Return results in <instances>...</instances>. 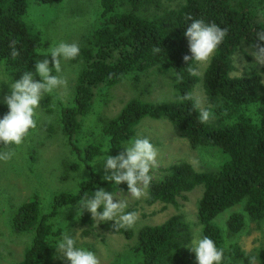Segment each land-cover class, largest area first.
Here are the masks:
<instances>
[{
  "label": "trees",
  "instance_id": "1",
  "mask_svg": "<svg viewBox=\"0 0 264 264\" xmlns=\"http://www.w3.org/2000/svg\"><path fill=\"white\" fill-rule=\"evenodd\" d=\"M34 1L52 5L62 0ZM27 10V0H0V67L11 82L25 71L35 72L40 51L48 47L41 34L27 25ZM187 16L228 29L202 77L207 110L212 114L206 123L199 122V109L193 107V101L181 100L185 94H193L201 81L198 62L186 64L183 60L191 55L184 35L192 22ZM95 20L86 43L79 46V56L70 60L81 63V69L73 98L59 113L62 133L70 142L77 135L79 141L84 139L83 119L91 113L98 88L114 87L129 76L137 84L141 75L150 71L169 75L175 101L133 98L118 115L97 122L101 138L84 148L77 143L76 150L90 168L95 159L118 155L148 118L168 120L175 134L194 149H218L226 160L216 172H198L188 162L162 169L147 188V203L178 206L180 197L202 186L195 223L199 235L212 238L218 248L224 249L221 264H253L254 255L234 240L244 229L246 217L257 225L264 222V67L241 77L232 74L235 54L243 44L251 45L257 32L264 29V0H182L175 9H166L160 0H99ZM13 42L19 51L15 59L10 47ZM154 47L160 51L154 53ZM190 66L195 75L188 71ZM8 111L6 103H0V119ZM98 187L128 192L126 183L115 186L91 167V175L76 192L55 195L49 213L43 214L38 197L16 208L11 219L8 217L11 230L32 235L23 258L16 264H69L57 248L67 229L52 219L62 207L77 205L85 193L90 197ZM236 206H242L243 212L232 214L226 228H222L217 219ZM80 221L91 226L94 223L86 213ZM112 224L101 222V227L127 239L134 237L130 228L115 230ZM194 234L193 225L182 215L172 216L160 225L144 226L122 264H197L189 248Z\"/></svg>",
  "mask_w": 264,
  "mask_h": 264
},
{
  "label": "rangeland",
  "instance_id": "2",
  "mask_svg": "<svg viewBox=\"0 0 264 264\" xmlns=\"http://www.w3.org/2000/svg\"><path fill=\"white\" fill-rule=\"evenodd\" d=\"M98 1L62 0L60 3L51 5L27 0L28 10L25 21L33 31L40 33L48 44L46 49L40 51L37 60L45 58L51 60L50 55L45 57L42 54H48L49 48L60 41L83 46L95 25ZM160 1L166 9H175L182 2V0ZM210 59L197 63V73L201 81L193 92V96L206 110L208 104L202 77ZM60 63L61 73L57 74L53 70V75H60L66 79V86L44 95L37 109L35 130L20 146L5 147L0 144V150L15 152L11 160L0 161V264L19 262L31 241V234H17L10 228L8 217L11 219L16 208L31 198L38 197L43 214H47L51 210L55 195L59 192H76L80 183L91 175V167L94 172L104 177L102 164L106 157L95 159L88 168L79 156L81 153L76 150L77 143L84 148L88 144L91 145L95 139L101 138V127L97 125L98 121L115 117L133 98L147 102L175 101L176 94L172 78L153 71L141 75L137 84L129 76L130 78L114 87L102 86L96 90V100L91 113L83 119L84 139L79 141V135H77L75 140L70 142L62 133L58 120L61 108L68 105L73 98V87L81 69V63L74 64L64 58L60 59ZM253 63L255 61L249 55V45L243 44L234 56L235 71L232 76L241 77L252 71L259 72L263 68L258 65L253 66ZM49 67L54 69L53 64ZM11 83L4 69L0 67V103H5L4 97L10 95ZM262 83L264 85L263 73ZM47 98L50 99L47 101ZM48 109L52 111L49 113ZM136 137L149 138L158 149L157 166L151 172L153 179L160 176L162 169L165 170L180 162H188L198 172H216L226 160L225 155L218 149L192 148L186 139L179 138L175 134L168 120L149 118L143 120L138 126ZM105 190L114 192L110 189ZM203 192L204 188L200 186L186 193L178 199V206L161 202L149 205L147 189L146 195L140 199L129 197V207L126 211L139 213L136 224L130 228L135 234L132 239L102 228V221H94L92 226L82 224L81 216L85 213L90 216L92 214L87 210L80 211L77 205L62 207L59 214L52 220L54 224L67 229V234L76 240L77 247L94 252L100 264H122L123 257L127 256L136 244L138 231L144 226L160 225L172 216L182 215L193 225L195 234L198 233L200 229L195 226L196 214ZM116 193L119 197L128 195V192ZM242 212V206H236L225 211L217 222L222 228H226L230 216ZM246 218L247 223L244 229L234 241L238 242L246 252L254 255L256 260L253 264H264V222L257 225L248 217Z\"/></svg>",
  "mask_w": 264,
  "mask_h": 264
},
{
  "label": "clouds",
  "instance_id": "3",
  "mask_svg": "<svg viewBox=\"0 0 264 264\" xmlns=\"http://www.w3.org/2000/svg\"><path fill=\"white\" fill-rule=\"evenodd\" d=\"M184 33L187 38L191 55H185L186 64L208 61L228 35V29H221L217 24L205 23L201 19H193ZM13 42L11 55L13 59L19 56V51ZM160 48L154 47L153 52L158 53ZM80 47L77 43L60 41L53 44L45 57L51 56V60L45 58L36 60L35 72L25 71L20 79L10 84V95L4 97L9 111L0 119V144L5 147L20 146L31 130L37 126V109L45 94H51L55 90L66 86V79L61 73L60 59L72 60L79 56ZM249 55L255 61L253 66L264 67V29L257 32L256 40L249 45ZM53 64L54 69L49 65ZM188 71L195 75V70L190 66ZM38 74L39 79L36 78ZM111 78V76L109 77ZM181 100L193 101V107L199 109V122L206 123L211 118V113L201 107V102L192 93H187ZM15 152L12 150H0V161L7 162L12 159ZM158 149L147 137H134L127 146L116 156L108 155L103 160V179L114 182L115 186L126 183L128 195L119 197L117 193L108 192L104 188L97 190L89 197L87 193L77 204L80 211L87 210L92 214L94 221L114 222L113 229L120 230L133 227L138 218L137 211H126L129 207V197L140 199L146 195V189L151 184L152 169L157 166ZM122 192V191H121ZM102 209V211H100ZM57 248L63 253L69 264H100L96 254L76 246V240L63 234L57 244ZM190 250L195 254L197 264H221L224 257V249L218 248L215 241L208 236L194 234L191 240Z\"/></svg>",
  "mask_w": 264,
  "mask_h": 264
}]
</instances>
